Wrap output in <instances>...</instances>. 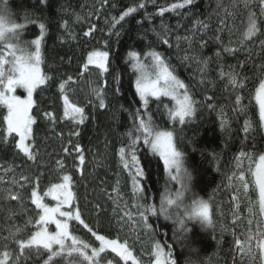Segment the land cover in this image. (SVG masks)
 <instances>
[{
	"label": "trees",
	"instance_id": "trees-1",
	"mask_svg": "<svg viewBox=\"0 0 264 264\" xmlns=\"http://www.w3.org/2000/svg\"><path fill=\"white\" fill-rule=\"evenodd\" d=\"M1 1L0 12L12 16L16 24H24L16 37L7 41L13 39L12 42L29 46L41 36V69L50 79L33 96L32 115L37 120L32 137L35 160H29L16 147L15 134L4 139L7 108L0 104V256L8 251V264H44L47 252L38 255L35 248L21 252L17 241L27 240L37 230L39 209L31 197L34 184L44 199V193L68 174L73 177V206L79 209L84 222L98 234L125 244L142 264L153 263L156 242L172 253L176 264H259L243 254L236 243L245 241L251 232L255 248L260 221L264 219L259 212L254 174L259 157L264 155V126L257 101L264 82V15L260 13L259 0H193L186 7L165 11L163 16L159 15L161 8L170 9L182 0ZM141 3L144 8L139 7ZM129 8L136 11L113 28V18L118 19ZM253 12L259 31L251 40H245ZM41 24L45 26L43 32ZM92 26L96 30L85 36ZM162 36L172 47L162 43ZM226 46L237 51L228 54L223 51ZM153 50L161 53L169 71L186 85L196 102L194 115L183 124L169 117L172 100L152 99L147 106L154 128L172 132L174 143L184 154V167L192 179L185 181L182 192L169 180L164 162L142 140L135 146L145 173L137 178L142 193L134 188V169L130 172L124 168L119 156V149L124 147L128 159L131 140L140 135L135 131L133 113L137 109L142 115L145 113L135 91L136 75L128 54L136 51L144 57ZM93 51L108 52L107 73L94 65L83 70ZM216 52L221 53L220 57H216ZM185 56L189 59L185 60ZM204 61L208 62L206 70ZM221 68L225 71L223 78L219 75ZM229 71L237 74L243 88L229 83ZM69 76L72 80L66 85L65 94L78 107H84L87 116L79 126L63 118L59 84ZM94 88H103L106 108L97 106ZM237 94L241 97L239 105L235 103ZM43 112L54 113L56 123L44 119ZM246 123L250 125L247 133ZM76 131L79 136L74 135ZM77 144L85 155L82 172L77 170ZM64 148H68L67 154ZM241 152L245 153L243 157ZM57 160L63 161V169L58 167ZM240 174L246 189L238 179ZM16 193L17 199L12 200L10 195ZM166 196L180 205L168 206L173 218L182 216L193 200L207 201L214 227L187 222L191 231L184 233L174 219L166 220L159 213L161 200ZM138 202L152 203L158 209V215L148 220L151 231L143 226ZM250 206H254L252 214L248 211ZM70 232L91 247L99 246L78 221L71 223ZM75 255L82 260L77 253H65L55 257L51 264H73L78 261L73 260ZM256 255L259 256V249ZM108 260L124 264L109 252L100 258L102 264Z\"/></svg>",
	"mask_w": 264,
	"mask_h": 264
},
{
	"label": "snow or ice",
	"instance_id": "snow-or-ice-1",
	"mask_svg": "<svg viewBox=\"0 0 264 264\" xmlns=\"http://www.w3.org/2000/svg\"><path fill=\"white\" fill-rule=\"evenodd\" d=\"M106 2V0H105ZM193 0H182V3H173L168 8H161L159 15L163 16L165 11H175L180 8L191 5ZM261 15H264V0H259ZM140 8H144L145 5L141 3ZM136 11L135 8H129L127 11H124L119 18H113L114 23L112 25L115 28L116 24H119L120 21H123L125 17L129 16L132 12ZM79 19V17H77ZM18 29L22 30L24 24L18 23L16 26ZM65 27L67 23L65 22ZM207 27V25H203ZM45 26L40 25L41 32L44 31ZM95 27L92 26L89 31L85 32V36H91L95 31ZM222 30V29H221ZM259 31L256 23V13H251L249 15V24L247 32L244 34L245 40H251ZM180 38L177 37V40ZM162 43L172 47L169 43V40L162 36ZM219 40V37H217ZM35 45V51L30 52L28 50V44L24 43L23 46H19L13 43H5L4 46L7 52H0V104L4 105L7 108V115L4 120L6 123L5 136L4 139H7L8 136L15 134V137H18V142L16 147L29 159L35 160L36 155L34 152L35 142L32 139L33 137V125L36 124V117L32 115V109L34 107L33 93L34 91L48 82L50 77L46 76L41 69V39H36L32 42ZM206 44V42H205ZM261 45L264 46V41H261ZM205 45H202V47ZM223 51L228 54H234L237 49L232 47H224ZM108 52L103 51H93L87 57V62L83 65V70L88 71L89 65H94L102 73H107L109 71L108 67ZM216 57H220L221 53L216 52ZM151 58L153 62V67L157 68L159 71L155 76H150L146 71L144 63H142L141 54L132 51L128 54V59L131 63L132 70L138 75L135 78V91L139 96L140 101H142L145 109L144 115L141 114L140 110L137 109L133 113L134 120L137 122L135 125V131L140 133L132 138L131 145L128 149V159L126 156V149L121 147L119 149L120 160L123 163L124 168L129 169L133 172V184L137 192L142 193L143 188L138 183L137 178L143 177L145 175L142 167L140 166V161L136 155L135 146L142 140L144 144L148 145L154 154H158L164 162L166 169L169 172V176L172 180L180 179L182 181H191L192 175L184 167V154L180 151L177 145L173 140V133L170 131H159L154 128L152 117L147 115V106L149 104V97H154L159 100L161 96L171 97L176 104L174 109L169 110V117L172 120H177L179 123L183 124L186 117H191L195 113L194 104L196 103L188 94V89L186 85L176 76L169 71L168 65L165 64V61L161 53L157 51H149L145 54V59ZM185 60L189 57L185 56ZM208 67V62L204 61V70ZM220 77L225 76V71L221 68L219 73ZM229 83L236 88H243L244 85L242 82L238 81V76L234 71L228 72ZM72 80V77L69 76L67 80L59 84V89L62 94L64 112L63 118L65 120L71 121L75 125H82L87 116L85 114L84 107H78L75 103L69 100L67 94H65L66 85L69 81ZM117 83H119L117 79ZM203 83V80H201ZM22 88L26 91V99H21L19 96L15 95L16 89ZM183 89L181 93L179 90ZM119 89H117L118 91ZM93 93L96 95L98 100L99 108H106L107 104L104 99L103 88H94ZM258 102L260 105V121L264 124V82L260 85V90L258 92ZM208 100H211L212 97H207ZM241 97L237 94L235 98V103L240 104ZM145 116L147 118H145ZM42 117L49 121L52 124L56 123V116L52 112H43ZM227 121H222V124H226ZM250 125L245 124L244 131L247 133ZM74 135L79 136L78 131L74 132ZM129 136H132V133H129ZM14 137V139H15ZM77 152V159L79 165H77V170L82 172V166L85 162V155L83 149L77 144L75 146ZM68 148H64V152L68 153ZM244 152L240 153V156L243 157ZM131 164V168H129ZM57 165L59 168L63 169V161L57 160ZM259 166L264 168V155L259 157ZM175 170L176 175L173 174ZM182 174V175H181ZM256 175V185L259 193V212L264 216V179L260 178L259 169L254 173ZM22 179L27 181L29 180L28 176H22ZM239 181L246 189L247 184L244 183V177L242 174L238 176ZM38 180V178H37ZM16 183V181H13ZM73 186V177L68 174L62 176L61 183L53 184L46 193L45 196L50 197L55 201V206L50 207L49 205L43 202V198L38 193L36 189L37 185L34 184V190L31 192L32 203L39 209V218L36 223L37 230L28 238L27 240L20 239L17 241L19 249L23 252L25 249L35 248L38 255L43 252H47V259L44 261V264H51L55 257L61 256L62 254L72 255L77 253L82 260L79 261V264H102L99 260L100 254L105 252L106 249L110 248L112 252L121 256L122 259L127 260L131 256V253L125 252V246L121 245L116 240H110L106 238L105 235L98 234L93 228L89 227L87 223L81 218V213L78 208L73 209L72 211H66L65 208H73V201L75 199L74 193L72 191ZM18 193L11 194L10 198L16 200ZM180 194L177 195V200L179 199ZM111 198V197H109ZM143 199V197H141ZM176 205V200H173L169 197H165L161 200L159 213L163 214L164 219H174L175 223L179 224L180 230L184 233L191 231L186 227V221H198L202 227H214L213 221L210 216L209 204L205 200L195 199L192 202L190 207H185L183 215H177L175 218L171 216L168 212V206ZM239 205H237L238 207ZM99 207V205H97ZM138 214L143 226L149 231L152 230V225L148 223L150 216H157L158 209L157 207L148 202L137 203ZM253 207L250 206L248 211L250 214L253 213ZM125 215H129L125 213ZM75 220L83 225L84 228L92 234L97 241L100 242L98 248H91V253H89L90 245L78 236L73 235L69 231V221ZM235 222V221H234ZM249 224L252 223L250 219ZM54 224L56 231L49 232L48 225ZM261 227L259 228V235L256 238L257 243L256 247L252 246V234L248 233L247 239L245 241L237 240L236 243L239 247V250L247 255L251 260H258L259 264H264V219L260 221ZM70 241V243H69ZM259 249V256L256 255V250ZM10 253L5 251L2 256H0V264H8ZM156 257L155 264H176V261L172 259V253L169 251L164 253L163 248L159 242L155 243V252ZM18 264V261H17ZM107 264H112L111 260L107 261Z\"/></svg>",
	"mask_w": 264,
	"mask_h": 264
},
{
	"label": "rangeland",
	"instance_id": "rangeland-1",
	"mask_svg": "<svg viewBox=\"0 0 264 264\" xmlns=\"http://www.w3.org/2000/svg\"><path fill=\"white\" fill-rule=\"evenodd\" d=\"M0 1H1V0H0ZM5 1H7V0H2L1 2H5ZM0 8H1V3H0ZM18 30H19V29H18L17 27H16L15 29H13V34H12L11 38H15V37H16V32H17ZM11 38H10V39H11ZM37 39H41V44H42V37L40 36V37L37 38ZM12 40H13V39H12ZM12 40H11V42H8V41H6V42H0V52H5V53L7 52V50H6L5 46H4L5 43H13V44H17V43H15V42H12ZM32 42H33V41H32ZM32 42H31V43L29 44V46H28V50H29L30 52H34V51H35V45H34ZM17 45H19V44H17ZM19 46H22V45H19ZM41 46H42V45H41ZM41 46H40V51H41ZM144 57H145V56H144ZM144 57H141V59H142V63H144V65H145V67H146V71L148 72V74H149L150 76H153V77H154L155 74H156L159 70H158L157 68H154V67H153V62H152V60H151L150 57L147 58V59H145ZM135 75L137 76L138 73L135 72ZM259 90H260V88H259ZM259 90H258V92H259ZM179 91L182 93L184 90L181 89V90H179ZM34 92H35V91H34ZM15 95L19 96L21 99H26V97H27V93H26V91H25L24 89H22V88H17V89H16V92H15ZM33 96H34V93H33ZM138 97H139V96H138ZM257 97H258V93H257ZM162 98H167V99L172 100V101H173V109L176 107L175 101H174L171 97L161 96L160 99H162ZM152 99H155V98H154V97H149V101L152 100ZM257 101H258V98H257ZM141 103H142V101H141ZM258 105H259V102H258ZM142 106H143V108H144L143 103H142ZM259 108H260V105H259ZM187 119H189V117H186V118H185V121H186ZM173 121H175V122H179L178 119H177V120H173ZM263 126H264V124H263ZM173 140H174V138H173ZM150 151L152 152L151 149H150ZM152 153H153V152H152ZM153 154H154V153H153ZM154 155H156L157 157H159V158L163 161V159H162L158 154H154ZM257 168L259 169L260 178H261V179H264V168H260L259 165H258ZM166 171H167V175H168V177H169V180L172 181V182H174V183H176V184L178 185L180 191L182 192V191L185 189V184H186L185 181H182V180H180V179L172 180V179L170 178V176H169V172H168L167 169H166ZM133 172H134V170H133ZM173 174L176 175L175 170H173ZM181 175H182V174H181ZM43 202H44L45 204L49 205L50 207L55 206V203H56L55 201H53V200H52L50 197H48V196H46V197L43 199ZM73 209H75L74 206H73V208H71V209H69V208H65L64 210H66V211H72ZM209 211H210V207H209ZM73 221H75V220H71V221L68 222V223H69V231H70V225H71V223H72ZM187 222H193V221H186V223H187ZM48 231H49V232H55V231H56L55 225H54V224H50V225H48ZM98 242H99V241H98ZM69 243H70V241H69ZM119 243H120V242H119ZM120 244H121V243H120ZM121 245H124V246H125V252H126V253H128V252L131 253V256L128 257L127 260L122 259L121 256H119V255H117L116 253L112 252L110 248L106 249L105 252H103V253L100 254L99 260H100V258L102 257V255H104L105 253L109 252V253L113 254L116 258H118V259H119L118 261H122L124 264H142V263H140V262L137 260V258L133 255V253L128 249V247H127L125 244H121ZM99 246H100V242H99ZM99 246H98V247H99ZM161 246H162V248H163L164 253H167V251H166V249L164 248V246H163L162 244H161ZM98 247H97V248H98ZM154 247H155V246H154ZM91 248H94V247H91V246H90V248H89V253H91ZM154 252H155V248H154V251H153L154 261H153L152 264H155V261H156V257H155V255H154ZM74 258H76V259H73V260H77V259H78V258H77V255H75ZM79 261H80L79 259H78V261H73V264H79ZM84 264H86V263L84 262ZM106 264H107V263H106ZM112 264H115V263H112Z\"/></svg>",
	"mask_w": 264,
	"mask_h": 264
},
{
	"label": "clouds",
	"instance_id": "clouds-1",
	"mask_svg": "<svg viewBox=\"0 0 264 264\" xmlns=\"http://www.w3.org/2000/svg\"><path fill=\"white\" fill-rule=\"evenodd\" d=\"M17 26L12 16H5L0 12V42H6L13 34V29Z\"/></svg>",
	"mask_w": 264,
	"mask_h": 264
}]
</instances>
